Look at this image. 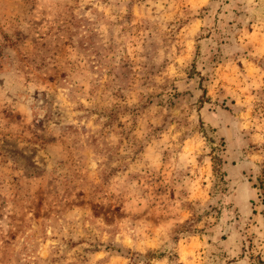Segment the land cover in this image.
<instances>
[{
  "label": "rangeland",
  "instance_id": "rangeland-1",
  "mask_svg": "<svg viewBox=\"0 0 264 264\" xmlns=\"http://www.w3.org/2000/svg\"><path fill=\"white\" fill-rule=\"evenodd\" d=\"M0 264H264V0H0Z\"/></svg>",
  "mask_w": 264,
  "mask_h": 264
}]
</instances>
